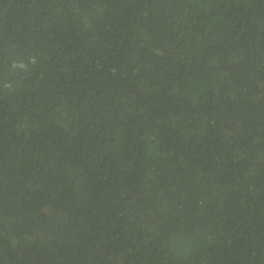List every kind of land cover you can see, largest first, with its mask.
Masks as SVG:
<instances>
[{"label":"trees","instance_id":"obj_1","mask_svg":"<svg viewBox=\"0 0 264 264\" xmlns=\"http://www.w3.org/2000/svg\"><path fill=\"white\" fill-rule=\"evenodd\" d=\"M0 264H264V0H0Z\"/></svg>","mask_w":264,"mask_h":264},{"label":"clouds","instance_id":"obj_2","mask_svg":"<svg viewBox=\"0 0 264 264\" xmlns=\"http://www.w3.org/2000/svg\"><path fill=\"white\" fill-rule=\"evenodd\" d=\"M21 67H23V65H20Z\"/></svg>","mask_w":264,"mask_h":264}]
</instances>
